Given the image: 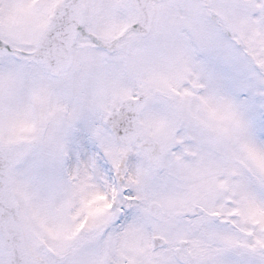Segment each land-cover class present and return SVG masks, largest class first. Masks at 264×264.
Masks as SVG:
<instances>
[{"label":"snow or ice","instance_id":"obj_1","mask_svg":"<svg viewBox=\"0 0 264 264\" xmlns=\"http://www.w3.org/2000/svg\"><path fill=\"white\" fill-rule=\"evenodd\" d=\"M0 264H264V0H0Z\"/></svg>","mask_w":264,"mask_h":264}]
</instances>
